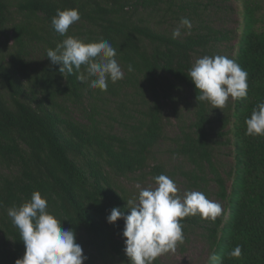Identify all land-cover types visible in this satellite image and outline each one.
I'll use <instances>...</instances> for the list:
<instances>
[{
    "label": "trees",
    "instance_id": "16d2710c",
    "mask_svg": "<svg viewBox=\"0 0 264 264\" xmlns=\"http://www.w3.org/2000/svg\"><path fill=\"white\" fill-rule=\"evenodd\" d=\"M205 1L0 0V264L25 253L7 210L35 191L75 232L84 264H130L124 220L106 218L113 207L127 215L137 185H156L161 174L183 194L200 191L222 206L215 221L183 218L185 240L175 251L185 254L198 234L223 264H264V136L245 134L246 118L264 102V0H218L241 6L236 34L218 28L209 14L215 4ZM57 9L80 13L64 36L52 27ZM181 18L192 28L173 39ZM67 36L107 40L123 79L100 91L75 71L61 74L47 50ZM204 55L226 56L246 70L247 97L229 98L222 109L197 101L187 74ZM171 117L179 121L174 135ZM237 245L242 255L230 257Z\"/></svg>",
    "mask_w": 264,
    "mask_h": 264
},
{
    "label": "clouds",
    "instance_id": "9594fccd",
    "mask_svg": "<svg viewBox=\"0 0 264 264\" xmlns=\"http://www.w3.org/2000/svg\"><path fill=\"white\" fill-rule=\"evenodd\" d=\"M80 20L78 9H57L52 27L64 36L71 25ZM192 28L188 18H181L179 26L172 31V38L181 36V29ZM116 49L104 39L85 43L79 38L67 36L55 49L47 50L53 64L60 65L61 74H73L77 80H90L91 89L106 91L108 81L116 83L124 73L115 59ZM82 66L84 70L81 71ZM128 71H132L131 65ZM187 76L199 92L197 101H207L213 108L222 109L229 98L237 100L248 94V73L235 60L223 55L198 58ZM248 136H264V102L253 109L246 118ZM156 187L140 188L138 197L127 200L129 213L113 207L107 222L114 224L124 220L122 237L124 253L130 264H154L169 252H175L177 244L184 243L183 225L180 221L188 216L200 215L203 219H215L222 214V206L206 198L200 191H187L178 195L175 182L161 174L155 178ZM13 225L18 228L25 246V253L15 264H84L87 257L82 246L76 242L75 232L64 229L60 221L48 211V202L39 191L19 207L7 210ZM241 246L237 245L230 257L239 258ZM209 264H223L215 249L209 255Z\"/></svg>",
    "mask_w": 264,
    "mask_h": 264
},
{
    "label": "rangeland",
    "instance_id": "374dc122",
    "mask_svg": "<svg viewBox=\"0 0 264 264\" xmlns=\"http://www.w3.org/2000/svg\"><path fill=\"white\" fill-rule=\"evenodd\" d=\"M213 1L215 6L209 9V14L212 16V19L216 22L218 28L223 30H227L236 34V32L241 30L243 25L242 17H241V6L237 2H232L228 6L221 5L218 0H206V4ZM219 9V10H218ZM241 32V31H240ZM239 32V33H240ZM238 33V34H239ZM238 38H234L231 42V45H237ZM223 54L225 51L223 50ZM79 115V114H78ZM179 125L178 119L171 117L169 120V134L174 135L177 134V127ZM231 150V149H230ZM228 150L230 153L231 151ZM224 162L227 167H231L234 164V156L230 154L229 157H224ZM229 169V168H228ZM233 184V180H229L227 186L229 189ZM131 187V185H129ZM156 185L147 182L146 184L140 185V188H155ZM179 190L183 189V187L179 186ZM132 189V188H131ZM214 190V187H211ZM178 195H183L182 191H178ZM209 255L210 251L201 240L198 234L194 235L191 238V243L189 244L188 251L185 254H181L177 251L169 253L163 256V264H209Z\"/></svg>",
    "mask_w": 264,
    "mask_h": 264
}]
</instances>
